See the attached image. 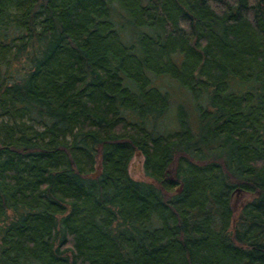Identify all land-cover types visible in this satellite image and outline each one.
<instances>
[{
	"label": "trees",
	"instance_id": "trees-1",
	"mask_svg": "<svg viewBox=\"0 0 264 264\" xmlns=\"http://www.w3.org/2000/svg\"><path fill=\"white\" fill-rule=\"evenodd\" d=\"M0 264H264V0H0Z\"/></svg>",
	"mask_w": 264,
	"mask_h": 264
},
{
	"label": "rangeland",
	"instance_id": "rangeland-1",
	"mask_svg": "<svg viewBox=\"0 0 264 264\" xmlns=\"http://www.w3.org/2000/svg\"><path fill=\"white\" fill-rule=\"evenodd\" d=\"M154 80V85L158 87L156 82L158 78H154ZM168 91L171 96L170 103L173 105V108H171L163 119L159 120V127H166V132H174L180 127V120L189 119L192 126L196 128L197 110L192 92L176 80L171 83ZM144 162L145 158L141 154L135 156L130 164V174L136 180L150 181L144 169ZM236 197L241 199L244 196L241 193H237Z\"/></svg>",
	"mask_w": 264,
	"mask_h": 264
},
{
	"label": "water",
	"instance_id": "water-1",
	"mask_svg": "<svg viewBox=\"0 0 264 264\" xmlns=\"http://www.w3.org/2000/svg\"><path fill=\"white\" fill-rule=\"evenodd\" d=\"M239 190V192L241 191V189H238Z\"/></svg>",
	"mask_w": 264,
	"mask_h": 264
}]
</instances>
